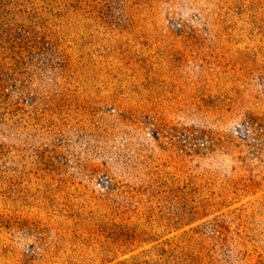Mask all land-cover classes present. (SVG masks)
I'll list each match as a JSON object with an SVG mask.
<instances>
[{
	"label": "rangeland",
	"instance_id": "rangeland-1",
	"mask_svg": "<svg viewBox=\"0 0 264 264\" xmlns=\"http://www.w3.org/2000/svg\"><path fill=\"white\" fill-rule=\"evenodd\" d=\"M0 264H264V0H0Z\"/></svg>",
	"mask_w": 264,
	"mask_h": 264
}]
</instances>
